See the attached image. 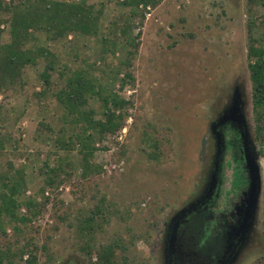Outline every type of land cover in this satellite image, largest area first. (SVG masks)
<instances>
[{
	"label": "rangeland",
	"instance_id": "1",
	"mask_svg": "<svg viewBox=\"0 0 264 264\" xmlns=\"http://www.w3.org/2000/svg\"><path fill=\"white\" fill-rule=\"evenodd\" d=\"M53 1L102 5L100 31L116 41L114 55L102 54L100 38L74 33L56 40L37 34V41L26 48L54 54L57 70L89 71L113 87L128 106L123 128L95 140L92 163L100 171L83 176L78 147L72 151L53 147L64 126L63 110L50 95L35 96L43 89L39 80L43 60L25 67L22 85L0 92L4 141L0 190L10 165L24 171L25 190L15 197L24 204L43 188L45 163L52 166L58 159L69 163L64 168L69 175L60 173L57 185L44 191L47 202L31 222L18 225L3 219L0 254H16L13 264H27L31 255L34 264H93L95 257L89 260L80 252L77 226L99 209L103 221L95 232V245L116 242L115 264H163L166 224L201 192L214 154L210 126L238 87L252 150L258 155L261 189L253 231L232 264L264 263V145L255 134L247 56L249 36L261 37L258 22L264 9L249 0H158L154 7L140 8L132 26L137 47L128 48L119 28L129 8L119 6L117 0ZM112 23H117L116 28ZM0 31V44L9 43L8 25L1 24ZM125 59L130 61L133 82L121 89L124 69L120 63ZM108 69L117 72L118 78ZM51 81L52 91L63 83L57 72ZM92 107L99 111L97 104ZM232 170L229 160L219 209L231 192ZM36 199L43 202L40 196ZM25 211L22 205L17 216ZM27 248L19 257L18 251Z\"/></svg>",
	"mask_w": 264,
	"mask_h": 264
},
{
	"label": "trees",
	"instance_id": "2",
	"mask_svg": "<svg viewBox=\"0 0 264 264\" xmlns=\"http://www.w3.org/2000/svg\"><path fill=\"white\" fill-rule=\"evenodd\" d=\"M158 0H117L119 6L129 8V14L125 18L123 26L119 28L120 36L125 40V46L136 48L137 43L132 37V26L135 19L138 18L140 8L147 9L154 7ZM252 5H258L264 9V0H249ZM103 16V7L86 5L85 1L80 3L58 2L53 0H0V25L5 24L9 27V43L0 44V92L8 91L24 82V69L26 66L35 65L37 61L43 60L45 66L42 73L39 74V80L43 89L35 94L38 99L52 97L63 110L61 119L63 127L60 128L58 136L53 141V147L59 151H72L78 147L82 162V175L98 173L100 167L92 163L95 152L94 143L96 139L105 135H114L123 128L124 112L128 102L122 100L113 87L102 83L89 71L79 69L71 70L68 67L56 69L55 55L46 49L31 48L26 45L37 41V34H44L50 40H56L68 34H80L90 38H100L103 49L102 54L114 55L116 41L105 36L100 31V21ZM116 28L117 23H112ZM258 26L261 29V37L256 40L249 36V45L247 56L249 59L248 70L249 79L252 86V106L255 114L256 139L264 145V15L259 19ZM252 30L249 29V32ZM1 34V31H0ZM113 34V32L111 33ZM132 53V52H131ZM124 69L122 79H120V88L123 89L133 82V76L129 71L130 61L125 59L120 63ZM103 71V70H102ZM110 75L118 78L119 74L108 69ZM58 73L59 78L63 80L61 87L52 91V74ZM97 104L99 111L92 105ZM96 116L98 118L96 119ZM261 123V125H260ZM4 141L0 135V150ZM261 146V147H262ZM263 149V148H262ZM239 151H232V158L238 156ZM263 152L259 151V155ZM64 159H58L52 166L49 163L44 164L41 174L45 177L43 188L39 194L30 197L24 204L19 203L15 197L25 190L24 171L14 170L9 166V172L3 176L0 190V226H3V219L8 223L24 225L31 222L36 217L43 205L47 202L43 198L44 191L57 185L58 179L68 166ZM237 170L238 168L235 167ZM13 171V172H12ZM240 173L235 177L239 178ZM62 181V180H61ZM60 181V182H61ZM36 196L43 199L42 203H37ZM24 205L26 207L25 215L17 216V210ZM217 206V204H215ZM216 206L207 212L202 211L199 216L201 222L212 216L216 212ZM100 220V221H99ZM100 210L95 213L84 216L77 226V234L80 240V252L89 260L93 257L96 261L93 264H115L116 242L98 246L95 245V232L101 229ZM18 251L19 257L27 252L28 248ZM17 256L11 251L0 254V264L7 262L13 264L12 258ZM27 264H34V257ZM261 264H264L263 262Z\"/></svg>",
	"mask_w": 264,
	"mask_h": 264
},
{
	"label": "flooded vegetation",
	"instance_id": "3",
	"mask_svg": "<svg viewBox=\"0 0 264 264\" xmlns=\"http://www.w3.org/2000/svg\"><path fill=\"white\" fill-rule=\"evenodd\" d=\"M240 129L236 123L229 122L215 130L225 139L224 159H232L241 175L231 181L224 208H218L220 199L223 200V182L219 175L210 182L212 169L198 196L167 222L162 242L163 264H232L247 245L254 225H244L249 169ZM234 150L239 151L235 160L231 156ZM215 206L216 212L201 222L202 211Z\"/></svg>",
	"mask_w": 264,
	"mask_h": 264
},
{
	"label": "water",
	"instance_id": "4",
	"mask_svg": "<svg viewBox=\"0 0 264 264\" xmlns=\"http://www.w3.org/2000/svg\"><path fill=\"white\" fill-rule=\"evenodd\" d=\"M229 122L236 123L241 128L240 138L244 146L245 164L249 169V175H248L249 187H248V193L246 194V198H245L246 208L244 212L245 214L244 225L247 224V226L253 227V225L255 224V220L253 219H255V215L257 214L258 200L261 189L259 167H258V155L256 151L252 150L249 134L247 131L245 116H244V103L242 101V95L239 92L238 87L234 89L230 101L228 102L227 106L224 108L222 113L219 115L216 121L213 122L210 126V131L214 138V154L211 164V170L213 169V172L211 173V177H210L211 183L216 179V176L218 175L221 182H223L226 164L229 160H231L232 162V159L230 158L224 159L225 139L223 135L221 136V134L215 133L216 132L215 130L219 126H222ZM232 165H233V170L231 175L234 178L237 172L240 173V170L235 169L233 162ZM233 178L231 181H233ZM252 220L254 223L252 222Z\"/></svg>",
	"mask_w": 264,
	"mask_h": 264
}]
</instances>
